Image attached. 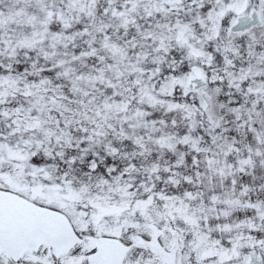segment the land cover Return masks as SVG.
<instances>
[{
	"label": "snow or ice",
	"instance_id": "6c2138e0",
	"mask_svg": "<svg viewBox=\"0 0 264 264\" xmlns=\"http://www.w3.org/2000/svg\"><path fill=\"white\" fill-rule=\"evenodd\" d=\"M0 264H264V0H0Z\"/></svg>",
	"mask_w": 264,
	"mask_h": 264
}]
</instances>
